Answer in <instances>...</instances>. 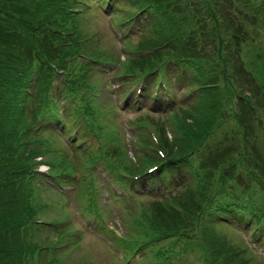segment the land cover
Instances as JSON below:
<instances>
[{
  "label": "rangeland",
  "instance_id": "374dc122",
  "mask_svg": "<svg viewBox=\"0 0 264 264\" xmlns=\"http://www.w3.org/2000/svg\"><path fill=\"white\" fill-rule=\"evenodd\" d=\"M172 1L173 0H168L166 7L169 12H173L174 18L180 13L197 18L199 15L205 13L207 6L214 12H218L223 18L226 16L230 19L233 15L232 13L237 14L244 12L246 6V0H236L234 2H232L233 0H226V4H218L220 3L219 0H196L197 5L194 0H176L178 7H174ZM155 3L158 4V0H155ZM103 15L94 11L90 12L88 15V28L96 39H99L102 43H107L115 49L112 54L102 48L104 52L102 56L110 61L109 66L106 67V78L105 74H99L95 71H90L87 77L73 72L75 71L74 62L68 60L67 57L65 58L66 68L63 69L59 68L57 64H55L54 68L45 67L44 65L40 66L38 62L35 61V57L32 59V55H26V62L22 67V71L24 72L27 69L38 70L42 71L44 74L40 79V88L37 91L33 111L29 117L23 114L19 122H17L15 117L9 116L10 119H13V123H10L9 129H7L5 127L6 124L4 125L3 123L1 129L0 136L3 140L7 141L5 138L6 132L10 133V136H12L14 132L18 135V139L14 141L13 147L20 145L21 149L19 153H21L23 157H29L31 154L32 157L36 159L41 156V154L38 153L41 151V153L43 152L42 157H44L46 162L49 164L54 162L57 166L62 164L61 162H57L59 159L58 156L66 159L64 168L67 167V170L72 172L63 174L61 172L58 174L59 178H61L60 183L54 180L47 183V194L52 196L48 202L54 204L55 206H52L57 207L58 210V212L48 211L47 221L54 222L59 220L62 216H65L66 220H63L62 223H68V227L73 228L74 231L82 229L83 225L80 222L81 216L79 214L85 216L84 207L91 203H93L102 214V217H100L101 221L104 220V223L106 222L108 225L114 226L118 234L122 237H126L127 234L135 233L133 219L137 216L144 217L145 214L151 215L154 213L156 221L159 220L162 222L166 221L172 214L171 221L176 220L175 213H172L170 209L167 210L162 208L161 205L159 206L162 212L159 215L153 202L149 201L151 199H144L142 205L140 204V206L132 210L130 206L134 204V197H131L130 203L127 204V198L124 200L117 199L115 194L122 193L121 187H123L118 181L125 180V182H127V179L124 177L125 174L114 173L101 163L98 165L97 169H91V174L89 175L84 176L80 171L90 166L102 150L108 153L110 159L119 162L118 164L125 169L123 171L128 173L142 171L150 165L155 164L156 160L158 162L162 156L169 155L170 157H177L184 153L194 151V154L191 153L189 157L193 163L196 164L197 158L195 154L199 156L201 160L199 163L201 173L198 175L197 179L193 181L190 180L185 186L189 191L187 193L188 196L184 200L186 205L190 207L193 200H195V203L194 205L192 204V208H194L183 217L184 220L192 216V220H190V223L183 231L184 235H178L184 237L183 243H178V247H175L173 250V253L180 258L179 264H264V222L262 225H259L262 221L254 222L253 220L252 225H247L249 232L245 231L243 235L235 231L231 226L224 225V220L222 225L210 223L213 222L212 219H215L217 211L221 210L220 206L225 207L227 213L225 217L228 219H230V212L244 207L255 206L258 214L264 211V195H252L253 191H251L250 194L248 193L247 186L249 181L245 171L239 169L233 173L232 167L227 170L222 168V157L224 154L230 153V161H237L241 154L243 155L246 152L247 146L245 145V141L233 135H225V133L231 129L230 126H226L224 131L221 130L217 132V130H214L211 132L216 128L220 118H215L211 121V117L213 116L210 117L207 112H200L201 110L194 111L191 107L183 109V111H185L184 113L178 114L181 110L177 112L175 110L164 116H156L144 112V110L139 111L142 109L141 107L140 109L138 108V110L132 108L127 109L126 107H123V109L120 108V97L117 95L116 90L122 84V89H119L117 92L123 96L122 103H124L134 78L130 80H120L118 77L119 73H125L126 69L122 64L121 69H119L117 60L119 58L120 61H125L126 57L121 52L123 45L118 44V49L115 48L112 40L113 23L109 17ZM246 27L249 29L246 31L250 34V40L248 42L249 48L248 46H244L242 49L241 39L237 36L238 33H236V31L230 33V27L222 26V33H226L229 37L230 34H236L234 40L231 41L234 44L233 46L225 44L228 48L230 47L228 50L230 54L225 53L227 56L226 58L229 60H226L228 67L226 72L229 78L224 75V68H221V64L224 60L221 54H223L227 48L222 47L218 52H209L210 49L203 48L200 55L197 57L200 67L203 61L210 60L209 55L213 58L214 70L212 68L211 87L215 89L219 86L217 89L219 92L228 94L226 91H228L229 85H233L235 88L233 91L236 92L234 101L236 103L243 92L247 91L245 85L238 81L239 76L236 75V73L239 72V64L242 62V58L246 64V72L253 74L258 82H261V86L264 89V23L259 22V25L255 26V29L249 26ZM118 29L122 31L127 30L121 26H118ZM237 41L240 43H237ZM157 42L161 43L162 41L158 40ZM138 43L139 41L135 42V44ZM145 43L149 44L148 41ZM80 47L81 46H77V48ZM98 47L99 45H88L87 50L85 46L82 45L81 50L90 52ZM164 55H170V53ZM3 59V54H1L0 60ZM8 67L9 72L14 73L10 70L14 68L10 63H8ZM187 68H190L188 63ZM16 69L19 72V69ZM216 70H218V73L223 74L227 80L216 77V75L213 74ZM45 71L58 72V74H60L59 78L63 77L70 85L73 94L67 93L58 82H56L55 87L48 84ZM164 76L167 83H169V76L165 74ZM97 79L103 80L100 83L103 88L95 91L90 88V84H93ZM105 86H108V88L105 89ZM224 86H226V88ZM177 88L180 96H184L192 92L195 88H198V83L196 81L182 83L178 84ZM125 90L127 91L126 93ZM229 90V92H232L231 88H229ZM211 95L212 93L210 92L206 93L202 100L207 99ZM44 96L48 98L47 106L49 104V107L55 109L50 111L49 115H55L56 112L58 115L57 117L69 115L72 121V128L81 126L83 130L82 137L89 142L88 145L87 143L85 144L87 148H81V140L79 141L76 138L78 134H73L70 137L71 139L66 141L63 134L60 133L62 135V140H60L52 131L53 129L49 130L51 128L49 124L43 125L46 127L44 132L39 133L37 136L34 135L31 123L35 122V118H33L34 115L40 113L37 108V100H40ZM81 99H84V103L95 101L96 107L102 112V118L98 122L99 128L93 127L90 123L93 122V120L84 114L80 101ZM46 109L47 108H44V111H46ZM3 115L5 116L1 118ZM7 117V114L0 115L2 121L6 120ZM6 122H8V120H6ZM69 123L71 125V122ZM196 125L198 126L195 127ZM161 128L163 130L160 132ZM55 131L57 132V130ZM164 133L166 137L163 136ZM94 137L95 140H92ZM262 138L264 140V136L254 137L253 140L259 143ZM71 140L75 143L73 147H69ZM159 144L165 151L162 152L159 150L158 152L159 154L161 153L162 156L156 157L154 148ZM218 144L219 146L216 149ZM229 146L230 149H228ZM257 147L259 150L258 160L263 164L264 157L261 154L264 155V142H262L261 145L258 144ZM57 148L62 149V152L53 151V149ZM177 151L178 153L175 155L170 154V152L175 153ZM51 152H55L57 155L54 156ZM235 165L237 168L240 167L239 163H235ZM60 168H62V166ZM252 173L250 178L258 181L257 183L261 185L260 180L264 182V173L259 176L256 169H254ZM240 177H242V180ZM62 181L64 183H62ZM194 181L197 183V188L201 186L202 193L205 194H194L197 189L193 191ZM230 182H232L231 185ZM226 183L228 185L226 186L227 191H223L220 185H225ZM262 187L261 190H263ZM149 188L150 185L145 184L143 188L138 187L135 188V190L141 191L148 190ZM234 192L241 194H232ZM56 194H65L66 198L59 199V196ZM245 194H248V197ZM55 195L56 198L52 199ZM73 197L76 201L73 200ZM166 201L169 203L172 202L171 199ZM232 217H236V215ZM89 220L90 218L87 219L86 222ZM97 222L96 219L91 220L93 226H95ZM162 223L167 224L165 222ZM101 225L102 223L100 226ZM100 226H96V228L101 230L102 227ZM64 227L65 226H62L63 231ZM86 231L93 234L95 229L87 227L83 230L88 237L85 236L80 242L82 248L79 251L73 254L74 249L71 248L67 250L68 245L64 249H60L59 247H48L43 253L44 260L49 262L48 264L119 263L113 255V251L116 249V242L111 236L106 237L97 234V238H94V240L92 237L93 235ZM42 234L45 240L31 237L24 227L20 230L18 234L19 239L17 241L21 246L22 253L20 259L23 260L24 264H28L31 261L33 249L35 247V255L41 256V246L53 245L54 231H46L43 229ZM14 236H12V238ZM199 243L202 244V248L198 245ZM175 244L176 243L172 244L168 248L173 247ZM251 244H258L260 248L255 247L256 249H253L254 247ZM211 247L213 249H211ZM31 250L32 255L29 257L27 253ZM203 256L205 262L202 260Z\"/></svg>",
  "mask_w": 264,
  "mask_h": 264
},
{
  "label": "trees",
  "instance_id": "16d2710c",
  "mask_svg": "<svg viewBox=\"0 0 264 264\" xmlns=\"http://www.w3.org/2000/svg\"><path fill=\"white\" fill-rule=\"evenodd\" d=\"M86 1L91 0H0V55L3 54L4 58L0 60V115H8L6 119L8 122L1 120L5 115L0 118V133L3 123L6 124L7 129H9L10 123H13V119H10L9 116L15 117L17 122L23 117V114L28 116L27 104L30 103V88L35 79L38 77L41 79V76L44 75L42 71L38 70L27 69L24 72L22 71V67L26 62V55H32V59L35 57V61L40 66L54 68L57 64L59 68L63 69L66 68L65 58L67 57L68 60L74 62L75 71L73 72H77L83 77H87L90 71L96 72L95 64L102 61L110 63L102 56L104 53L102 48L112 54L115 51L114 48L96 39L88 28V15L93 12V9L100 11L99 3L93 1L94 6L89 5V7L83 8L81 5ZM194 1L197 5V1ZM219 1L218 4H226V0ZM234 1L236 0L232 2ZM109 2L110 0H100V3ZM158 2L160 6L155 3V0H117L115 10L110 13L111 17L117 21L118 26H130L136 21V18H139L142 22L138 36L135 39L129 37L121 41V45H123L121 52L126 59L120 61L118 58L117 62L119 69H121V64L125 66L126 72L119 73V79L143 78L150 82L165 69L168 71V75H175L178 84L196 81L198 88L186 94L191 96V103L177 107L176 112L181 110L178 114L184 113L183 109L191 107L194 111L201 110L200 112H207L210 117L213 116L211 121L220 118L216 128L211 132L214 130H217V132L224 131L226 126H230L231 129L225 135H233L240 140L243 139L247 149L237 161H230V153L224 154L222 168L227 170L232 167L233 173L239 169L245 171L249 181L248 193L250 194L253 191L252 195H264V182L260 180L262 187L257 183L258 181L250 178L254 169H256L259 176L264 173V162L262 164L258 160L259 150L257 147L264 140L262 138L259 143L253 140L254 137L264 136V89L258 84L253 74L246 72L244 65L241 63L240 65L244 68L239 66V72L236 75L239 76L238 81L245 85L247 91L243 92L236 103L234 102L236 92L233 91L235 90L233 85H229L228 91H226L228 94L219 92L217 90L219 86L215 89L211 87L212 68L214 70L213 58L209 55L210 60L203 61L201 67L197 58L203 48L210 49L209 52H218L222 47L227 48V50L230 49L225 44L234 45L231 41L234 40L236 34H230L229 37L226 33H222V26L230 27V33L236 31L241 42L248 41L250 34L246 31L249 30L246 26L255 29L259 22L264 23V0H246L245 11L233 14L230 19L226 16L223 18L222 15L207 6L205 13L197 18L182 13L174 18L173 12H169L166 7L168 0H158ZM172 5L178 7L176 0L172 1ZM112 40L115 48L118 49L116 39L112 37ZM158 40L162 42H157ZM137 41L139 43L135 44ZM147 41L149 44L145 43ZM237 43L240 42L237 41ZM82 45L87 50L88 45H99V47L90 52H85L81 50ZM77 46L81 47L77 48ZM168 53L170 55H164ZM221 55L224 57L221 68H224L223 73L229 78L226 72L228 69L226 60H229L224 53ZM84 58H88L92 63L85 64L82 61ZM172 62H175V67L172 66ZM8 63L14 67L10 69L14 73L9 72ZM187 63L190 66L189 69ZM16 68L19 69V72ZM213 74L220 79L227 80L223 74L218 73V70L214 71ZM45 76L48 78V84H51L55 72L45 71ZM100 83L101 80L97 79L93 84H90V88L97 91L101 86ZM169 84L173 86L172 80H169ZM224 87L226 88V86ZM229 88L232 89V92H229ZM63 89L67 93L73 94L70 85L66 81ZM208 92L212 95L202 100ZM47 99L44 96L37 100V108L40 113L35 116L42 114L47 105ZM80 101L84 114L93 120L90 123L93 127L99 128L98 122L102 118V112L96 107L95 101L87 103H84V99ZM162 130L161 128L160 132ZM5 136L7 141L0 136V264H24L23 260L20 259L22 250L17 241L19 239L18 234L23 227L26 229L31 221H34V216H37L42 205L34 203V195L37 196V194H34L36 193L35 175L33 173L34 158L31 154L29 157H23L19 153L20 145L13 147L14 141L18 139L15 132L12 136L6 132ZM163 136L166 137V134L164 133ZM228 149H230V146ZM159 150L165 151L159 144L154 148L156 157H161ZM193 152L184 153L177 157L163 156L158 162L156 160L155 164L168 165L176 161H183L182 163L191 171L189 181H193L201 173L199 156L195 154L196 164L189 157ZM177 153L178 151L175 153L170 152L172 155ZM261 155L264 157L263 154ZM105 158L108 159V165L111 169L115 171L125 170L118 164L119 162L110 159L108 153H106ZM235 163H239L240 167L237 168ZM61 165L62 167L65 166V164ZM240 178L242 180V177ZM231 184L232 182H230ZM185 186L164 199L153 201L159 215L162 212L161 207L167 210L170 209L172 213H175L176 220L171 221V213H169L171 217H168L166 221H162L158 217L167 224H163L159 220L156 221L154 213L137 217L135 229L138 238L135 245L156 238L184 235L183 231L192 220V216L184 220L183 217L194 208H192V204L195 203V200H193L190 207L186 205L184 200L189 191ZM220 186L223 191H227V183ZM261 187L263 190H261ZM196 188L197 183L195 182L193 191ZM194 194L205 193H202L200 186ZM232 194L241 193L234 192ZM245 195L248 197V194ZM168 199H171L172 202L166 201ZM249 207L253 211L256 210L255 206ZM220 208L221 210L217 212L224 213L226 211L225 207L220 206ZM12 236L14 237L12 238ZM198 245L201 248L203 247L200 243ZM211 249L213 248L211 247ZM31 252L32 250L28 254L30 255ZM30 264H34V262Z\"/></svg>",
  "mask_w": 264,
  "mask_h": 264
},
{
  "label": "bare ground",
  "instance_id": "6f19581e",
  "mask_svg": "<svg viewBox=\"0 0 264 264\" xmlns=\"http://www.w3.org/2000/svg\"><path fill=\"white\" fill-rule=\"evenodd\" d=\"M158 5L160 6V4L158 3Z\"/></svg>",
  "mask_w": 264,
  "mask_h": 264
}]
</instances>
